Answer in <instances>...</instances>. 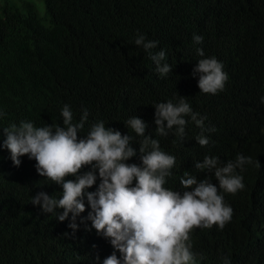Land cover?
<instances>
[{
  "label": "trees",
  "instance_id": "16d2710c",
  "mask_svg": "<svg viewBox=\"0 0 264 264\" xmlns=\"http://www.w3.org/2000/svg\"><path fill=\"white\" fill-rule=\"evenodd\" d=\"M36 1L44 5L43 15L35 0H0V264H103L114 251L90 221L80 223L90 211L86 198L75 234L68 220L58 222L56 215L33 206L39 191L59 199L61 186L40 177L28 156L13 166L2 147L3 129L21 121L36 128L63 127L64 105L74 123L84 109L89 113L78 139L96 122L129 135L137 152L129 164H140L143 137L126 121L144 120L145 135L175 157L172 175L165 178L169 190L183 191L185 173L218 183L214 174L194 167L205 156L222 164L237 155L251 157V164L236 170L245 187L235 194L218 192L233 210L231 220L223 229L194 228L188 243L197 264H224L225 259L264 264V0ZM138 34L158 42L153 52L165 51L162 63L173 69L166 77L135 45ZM194 34L203 37L202 43L194 42ZM211 57L228 79L222 91L202 94L192 72L200 59ZM180 97L206 117L208 145L197 143L201 129L190 116L183 141L174 134L175 126L167 136L156 133L154 106L178 103ZM88 170L85 166L81 174ZM98 184L99 179L86 191Z\"/></svg>",
  "mask_w": 264,
  "mask_h": 264
},
{
  "label": "clouds",
  "instance_id": "9594fccd",
  "mask_svg": "<svg viewBox=\"0 0 264 264\" xmlns=\"http://www.w3.org/2000/svg\"><path fill=\"white\" fill-rule=\"evenodd\" d=\"M193 40L200 44L203 37L194 34ZM134 43L148 53L161 77L173 71L169 64L162 63L166 56L164 50L153 52L157 41L146 40L144 35L138 34ZM197 54L204 57L202 49H197ZM222 68L215 57L198 61L192 76H198L200 93L216 94L223 90L228 77ZM154 109L158 135L167 136L175 126L174 134L183 141L188 123L185 117L190 116L191 122L201 129L197 143L202 147L209 144L204 135L206 117L194 113L185 97H180L175 104L171 100L156 104ZM61 115L63 127L36 128L32 122L21 121L19 126L12 124L3 129L2 147L10 153L13 166L19 167L20 157L28 156L36 161L40 177L62 188L59 199L45 191L37 192L32 205L42 214L56 215L58 222L68 220V227L75 234L77 220L85 212L86 198L90 211L80 223L90 221L97 235L107 239L114 249L103 264H197L192 245L188 243L190 232L194 228L210 229L213 225L223 229L231 220L233 210L225 205L223 195L218 192L235 194L245 187L243 177L236 174V170L251 164V157L237 155L234 161L222 164L217 157L205 156L202 162H195L194 167L214 174L218 183L211 182L210 178L198 180L185 173L180 180L183 191H173L166 189L164 184L165 178L172 175L170 170L176 162L175 157L161 151L159 142L145 135L148 125L144 120L135 116L126 121L127 127L143 137L138 165L126 163L137 156L130 146L132 138L129 135L122 136L118 130L96 122L86 136L78 139V132L89 115L87 109L82 111L79 123L73 122L69 105H64ZM149 146L151 150L146 152ZM85 166L89 170L81 174ZM69 176L75 179L65 180ZM98 179L96 190L86 191ZM224 264H228L227 259Z\"/></svg>",
  "mask_w": 264,
  "mask_h": 264
},
{
  "label": "rangeland",
  "instance_id": "374dc122",
  "mask_svg": "<svg viewBox=\"0 0 264 264\" xmlns=\"http://www.w3.org/2000/svg\"><path fill=\"white\" fill-rule=\"evenodd\" d=\"M35 2L38 4V7H39V10H40V13H41V15H43V13H45V9H44V5L42 4V2H38V1H36L35 0ZM42 5H41V4ZM43 7V8H42Z\"/></svg>",
  "mask_w": 264,
  "mask_h": 264
}]
</instances>
